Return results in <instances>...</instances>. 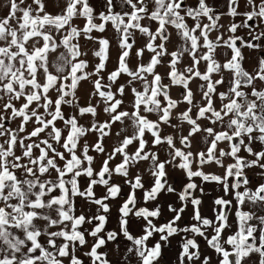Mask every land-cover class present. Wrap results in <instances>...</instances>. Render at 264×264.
<instances>
[{"label": "snow or ice", "instance_id": "1", "mask_svg": "<svg viewBox=\"0 0 264 264\" xmlns=\"http://www.w3.org/2000/svg\"><path fill=\"white\" fill-rule=\"evenodd\" d=\"M0 264H264V0H3Z\"/></svg>", "mask_w": 264, "mask_h": 264}, {"label": "crops", "instance_id": "2", "mask_svg": "<svg viewBox=\"0 0 264 264\" xmlns=\"http://www.w3.org/2000/svg\"><path fill=\"white\" fill-rule=\"evenodd\" d=\"M0 3H3V0H0ZM213 195H216V193H213ZM209 206H210V200L206 202V205H205V215H211L210 212H209Z\"/></svg>", "mask_w": 264, "mask_h": 264}, {"label": "flooded vegetation", "instance_id": "3", "mask_svg": "<svg viewBox=\"0 0 264 264\" xmlns=\"http://www.w3.org/2000/svg\"><path fill=\"white\" fill-rule=\"evenodd\" d=\"M209 212H210V214H211V211H210V206H209Z\"/></svg>", "mask_w": 264, "mask_h": 264}]
</instances>
